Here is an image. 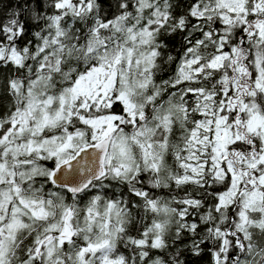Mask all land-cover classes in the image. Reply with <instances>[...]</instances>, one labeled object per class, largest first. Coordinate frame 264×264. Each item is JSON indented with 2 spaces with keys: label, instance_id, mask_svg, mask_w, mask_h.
<instances>
[{
  "label": "snow or ice",
  "instance_id": "1",
  "mask_svg": "<svg viewBox=\"0 0 264 264\" xmlns=\"http://www.w3.org/2000/svg\"><path fill=\"white\" fill-rule=\"evenodd\" d=\"M0 264H264V0L0 15Z\"/></svg>",
  "mask_w": 264,
  "mask_h": 264
},
{
  "label": "trees",
  "instance_id": "2",
  "mask_svg": "<svg viewBox=\"0 0 264 264\" xmlns=\"http://www.w3.org/2000/svg\"><path fill=\"white\" fill-rule=\"evenodd\" d=\"M16 3L17 0H0V15L10 12L15 7Z\"/></svg>",
  "mask_w": 264,
  "mask_h": 264
}]
</instances>
